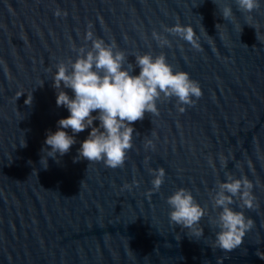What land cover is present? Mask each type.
<instances>
[{
	"label": "water",
	"instance_id": "1",
	"mask_svg": "<svg viewBox=\"0 0 264 264\" xmlns=\"http://www.w3.org/2000/svg\"><path fill=\"white\" fill-rule=\"evenodd\" d=\"M222 2L235 22L212 0H0V264H264V0L250 14ZM176 24L192 27L198 47L165 32ZM89 31L125 52V67L135 55L163 54L203 94L183 112L161 97L158 115L132 125L122 168L73 162L86 129L45 170L46 135L69 116L56 105V64L90 48ZM160 167L164 183L148 195L149 170ZM226 173L245 177L254 197L252 209L231 205L253 221L231 252L215 245L211 200ZM179 188L205 209L202 236L170 223L167 197Z\"/></svg>",
	"mask_w": 264,
	"mask_h": 264
},
{
	"label": "clouds",
	"instance_id": "2",
	"mask_svg": "<svg viewBox=\"0 0 264 264\" xmlns=\"http://www.w3.org/2000/svg\"><path fill=\"white\" fill-rule=\"evenodd\" d=\"M220 7L221 16L225 21L235 22V13L228 3L212 0ZM237 10L250 14L261 7L260 0H235ZM55 15L59 16L57 10ZM221 24H216L219 30ZM165 32L198 47L195 33L191 26L176 24L165 27ZM153 38L160 47L170 46V41L157 32ZM91 41V47L82 46L75 60L56 64L53 87L56 89V105L68 110L69 116L57 121V130L48 131L41 149L40 165L48 168V159L59 163V158L67 154L77 142L76 134L91 129L89 135L81 142L76 163L81 159L90 162H103L106 167L116 169L125 164L127 152L133 148L135 129L134 122L142 121L145 114L158 115L157 101L176 99V106L183 112V106H192L202 96L198 82L192 80L187 72L174 71L161 54L151 53L135 55V65L125 67L128 57L118 50L115 44H107L104 40L94 38L91 31L85 36ZM139 67V75L132 70ZM43 86V85H42ZM41 86V87H42ZM63 89H71L70 96ZM193 97L195 99H193ZM33 99V97H32ZM32 99L25 100L26 105ZM96 112L97 115H92ZM99 121V126L93 122ZM71 130V135L68 130ZM26 146V143L23 145ZM153 147L151 141L145 148ZM153 175L152 188L148 195L159 191L164 183L165 169H150ZM125 187H128L125 185ZM252 184L245 178H236L226 173V181L218 182L211 194L212 207L217 211L214 226L219 229L215 233V245L225 252L237 249L243 242L246 232L253 227V221L242 211L234 210L231 205L239 201L241 209L254 207ZM170 223L192 230L194 236H202L203 230L197 228L205 216V209L195 201L191 192L185 188L177 189L167 197Z\"/></svg>",
	"mask_w": 264,
	"mask_h": 264
}]
</instances>
